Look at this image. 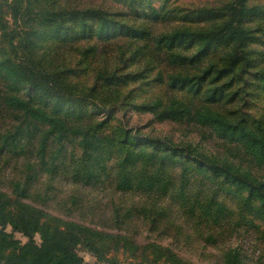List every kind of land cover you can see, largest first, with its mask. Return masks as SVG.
Wrapping results in <instances>:
<instances>
[{
    "label": "trees",
    "instance_id": "1",
    "mask_svg": "<svg viewBox=\"0 0 264 264\" xmlns=\"http://www.w3.org/2000/svg\"><path fill=\"white\" fill-rule=\"evenodd\" d=\"M72 2L0 0V264H264V119L230 117L175 96L132 103L133 89L108 88L129 78L149 87L148 73L156 72L168 91L178 84L229 97L241 77L258 80L245 72L260 34L247 22L264 11V0L203 9L223 18L203 28L211 44L235 45L214 53L205 69L198 66L203 51L186 56L184 43L195 33L100 46L98 31L131 37V26ZM255 23L264 27L263 19ZM44 35L52 36L50 46L46 38L39 43ZM167 46L177 47L165 54ZM130 59L138 71L119 70ZM80 67L107 90L73 82ZM121 93L120 104L148 117L150 131L172 126L186 143L142 137L146 124L133 130L122 117L63 108L91 95L108 107ZM184 151L194 157L189 163Z\"/></svg>",
    "mask_w": 264,
    "mask_h": 264
},
{
    "label": "rangeland",
    "instance_id": "2",
    "mask_svg": "<svg viewBox=\"0 0 264 264\" xmlns=\"http://www.w3.org/2000/svg\"><path fill=\"white\" fill-rule=\"evenodd\" d=\"M74 5H77L79 8L90 10L94 9L101 13H104V18L114 17L115 19L128 24L131 26L132 36L127 35L120 29L108 28L107 33L103 31H98L94 37L97 41V44L100 46H110L120 43H132L135 46L143 43L147 38H155L159 36L170 37L175 32L189 34L195 33L190 39L192 43L185 42L186 50H188L187 57H193L197 52L203 51V56L198 58L199 61L203 63L198 65L201 69H205L207 65V60L213 57L214 53L219 56L222 54L221 50H232L234 44L229 43V45L224 46L223 44H211V38H208L206 31L203 28L207 26H214L222 23V17H216L213 13L206 12L203 9L216 8L221 5L225 0H72ZM259 0H250V2H258ZM249 19V18H248ZM247 19V20H248ZM259 19L264 20V11L259 12L251 16V19L247 22V25L250 28H256L260 31V34L257 35L256 44L254 46L255 54L249 55V67H247L248 75L257 76L258 80H251L244 76L239 79L238 82L234 83L230 89L227 90L228 94L231 97H220L212 98L206 96L202 93H195L190 89L189 86H181L178 84L176 88L170 89L169 91L166 88V83L162 80L155 79L156 72L148 73L146 82H148L149 87L144 85V81L141 79L129 78L128 80L121 79L120 81L108 84L109 89H114L118 91L131 88L134 90V95H131L130 101L132 103H142L148 99L153 98L158 95L164 100L168 96H175L179 99L185 100L190 104H195L196 106L208 105L214 109L221 111L223 114L230 117H242L245 114L254 116L255 118L264 119V27H258V24L255 22ZM120 23V24H123ZM264 25V23H263ZM147 30V31H146ZM202 31V34H198ZM187 32V33H186ZM205 32V33H203ZM129 33V31H128ZM200 37L195 38L194 36ZM42 42L44 43L45 38L50 42L47 45H51L53 38L51 35H44ZM79 38L87 39L90 38V35H79ZM176 36V35H175ZM168 40V39H167ZM170 41V40H168ZM86 43V42H81ZM231 44V45H230ZM46 45V44H45ZM79 45V44H77ZM83 45V44H81ZM253 45V44H252ZM180 46V44H179ZM249 47L251 45L248 44ZM113 47V46H111ZM177 46L168 47L165 49V54L170 52V50H175ZM224 47V48H223ZM109 48V47H107ZM249 51L247 46L244 47ZM65 49V48H60ZM208 51L206 52V50ZM145 50V49H144ZM220 50V52H215ZM63 51V50H62ZM67 50H64L63 55L58 58L57 62L60 63L64 58ZM225 52V51H224ZM141 55L147 57L148 60V51L145 50L140 52ZM97 64V63H96ZM100 67L102 64H98ZM127 66L119 64V70L123 69L124 72H136L138 71L134 60L130 59L129 62H126ZM144 66V65H143ZM96 67V66H95ZM94 67V68H95ZM190 67H194L191 65ZM77 74L70 75V79L73 82L83 83L82 85L89 87L93 85V88L97 91L107 90V84L104 79L98 78L93 79L91 72L82 69ZM200 72V71H197ZM119 78V77H118ZM178 83V82H177ZM257 88V89H256ZM104 89V90H103ZM25 93L24 90L21 91ZM236 92V97L231 95ZM74 95L81 96L79 93H74ZM74 101H70V104L65 103L63 105L64 109H69L74 113L84 112L85 115H94L98 119L106 118H121L122 120L128 119L129 128L135 130L136 128H142L140 136L144 137L147 134H153L157 137H168L173 140L175 144L181 145L186 143V139L181 134L179 129H175L172 126L155 124L152 125V131H150L151 126L147 124L148 117L139 115L138 112L132 109L130 106L120 104V101L125 98L124 94H120L116 98L117 103L113 105H108L104 107L103 105H95V102H99L95 95L88 96L87 98H76L73 97ZM210 99H215L214 101H208ZM79 100V101H78ZM97 100V101H96ZM167 101V100H166ZM143 138H139L141 141ZM137 141V142H139ZM196 143V141L194 142ZM186 148V145H184ZM184 156L181 160L183 162L189 163L194 157L188 152L184 151ZM190 158V159H189ZM192 158V159H191ZM225 195V194H223ZM264 228V224L259 226V229ZM7 232H11L10 227L6 228ZM14 237L19 239L22 243L27 241V238L22 236L19 233H14ZM35 240L39 243V237L35 236ZM84 260L87 263H93L94 259L87 254H83ZM199 258V257H198ZM122 260L125 263L124 258Z\"/></svg>",
    "mask_w": 264,
    "mask_h": 264
}]
</instances>
